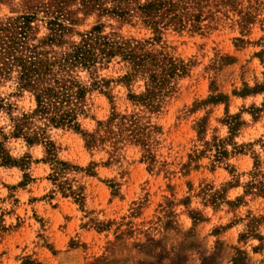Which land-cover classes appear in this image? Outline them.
<instances>
[{"label":"rangeland","instance_id":"rangeland-1","mask_svg":"<svg viewBox=\"0 0 264 264\" xmlns=\"http://www.w3.org/2000/svg\"><path fill=\"white\" fill-rule=\"evenodd\" d=\"M51 1L0 0V24L34 15L24 45L84 99L78 129L35 119L46 138L30 145L11 118L35 97L0 83V143L19 162L0 160V264H264V0H164L179 17L157 27L135 12L148 0L121 3L126 16L66 0L56 36ZM90 35L176 64L156 109L137 99L150 74L121 55L59 69Z\"/></svg>","mask_w":264,"mask_h":264},{"label":"trees","instance_id":"trees-1","mask_svg":"<svg viewBox=\"0 0 264 264\" xmlns=\"http://www.w3.org/2000/svg\"><path fill=\"white\" fill-rule=\"evenodd\" d=\"M81 1L84 6H95L96 4L101 6L104 2L111 1L116 6L108 11L119 16L131 15L129 10L125 11L119 7L121 3L127 0ZM65 2L66 0H52L43 7L47 15H55L54 19L49 21L53 36H56L60 30L56 26H62L57 19L58 16L63 15ZM177 7V3L173 1L148 0L137 7L139 12H135L145 22L157 27L168 15L173 14V16H170L172 21L178 19L179 15L175 12ZM34 17V15H25L6 24H0V83L14 78L18 89L20 91L31 92L36 100V108L32 113L11 118L13 123L12 135L25 138L30 145L43 142L46 138L44 127L36 126L35 119L44 120L45 126H68L78 129L76 119L78 112L81 111L80 104L83 102L85 92L81 84L70 78H65V76H57L58 73L54 72L57 61L50 62L42 58L35 49L24 45L23 39L27 37L25 28L29 26L30 20ZM116 54L128 60L132 64L135 73L150 74V84L147 92L137 99L141 100L142 104L151 109H156L157 104L155 101L162 93V89L168 80L167 77L177 67L173 62L168 63V65L165 64V58L152 56L147 52H139L136 47H131L128 43L113 41L107 37L90 35L82 45L58 61L59 69L66 71L67 67L70 68L78 65L91 69L95 67L97 56L102 55L103 59H105ZM3 108L8 109L11 106H8L3 99H0V109ZM112 122H114V117L106 123L101 122L100 126H108ZM129 127L132 128V133L138 128L135 118L133 121L131 120ZM110 130L113 132L112 128ZM85 137L89 147L96 146L98 141L102 140L97 133H86ZM47 145L49 147L48 158L55 163V169L61 170L62 168H67L68 164L66 162L56 159L54 144L48 142ZM0 160L4 165H19V162L7 153L1 143Z\"/></svg>","mask_w":264,"mask_h":264}]
</instances>
